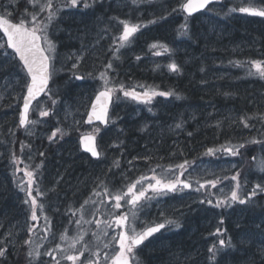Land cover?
<instances>
[{
    "label": "rangeland",
    "instance_id": "rangeland-1",
    "mask_svg": "<svg viewBox=\"0 0 264 264\" xmlns=\"http://www.w3.org/2000/svg\"><path fill=\"white\" fill-rule=\"evenodd\" d=\"M20 1L24 0H0V14L4 15L7 12L11 14L10 16L16 15L17 20L22 17L31 20L29 13L35 12L37 23L41 27L48 24V36L56 45V52L52 54L54 57L52 64L56 72L52 78L58 79L53 82L51 78L50 91L37 100L29 112V120L37 121V123L27 124L22 129L26 136L39 139L48 137V143L41 148L42 151H38V154L35 150H31L23 152L20 156H11L13 146L9 140L13 141L14 136L16 138L20 134L17 130L19 111L15 114V105L19 98L21 101L25 81L22 80L24 73L19 71L20 66L14 63V55L6 57L3 49H0V62H2L0 65L3 66L0 69V106L4 107L0 108V161H3L0 164V208L2 207L0 209V247L5 249V255L0 257L9 254L12 259L11 256L24 246L23 241L31 236V243L26 247L27 252L32 250L34 255L25 264H29V261L31 264H56L53 256L60 261V264H72L63 257L70 254L79 255L84 249L86 250L81 256L83 264H89V261L95 262L97 259L99 264H108L105 254L107 253L110 257L115 250H118V246L112 243L109 248L103 247L104 243H108L112 236L116 235L112 229H107L108 236L103 235L104 221L111 219L106 213L113 211L130 214L131 208L128 205L121 209L111 208V205L115 203L111 195L118 191H126L127 185L138 180L142 173L149 179L152 173L158 177L171 179L177 173L179 175L181 170L168 175L170 165H165L163 170L156 168L157 172L143 166L142 172L138 173L141 171L140 162L144 153L120 150L123 156L120 155L118 160H112L111 155L99 144L101 158L93 162L81 152L78 135H70L60 140L56 136L51 140L49 137L57 128H61L67 134L91 133L99 143L101 132L96 131L99 126H86L83 119L94 93L100 89L102 81L99 80V74L101 72L107 73L110 80L109 86L117 88L113 95L111 120L126 107L139 106L140 103L137 100L125 97L119 90V86L123 84L116 79L114 72L124 59L131 56L137 46H141L143 37H140V40L139 36L152 30L167 33V27H169L167 17L175 15L173 9H176L181 2L179 0H137V3L133 4L132 0H89L91 5L98 4V8L93 9L92 7L84 8L83 3L75 8L64 7L67 0H52L54 9L58 11L49 23L47 20L49 10L39 11V4L46 3V0H39L35 6L26 0L29 6L15 13ZM226 3L264 6V0H227ZM110 7L116 10L106 12ZM221 9H223L222 5L213 6L209 12ZM121 20L143 25L130 37V42L123 48H119L118 39H114L123 31ZM152 20H156V23H149ZM77 56L82 57L75 70L76 75L83 77L80 80L75 79L71 68ZM108 62L113 65L111 69L105 67ZM159 97L165 98L160 95ZM53 100L56 101L55 104ZM152 104L157 106L158 101H153ZM9 105L11 107H8ZM41 108L47 110L49 115L41 117L39 115ZM154 118L156 122L153 125L163 128L165 124L159 121L158 114H155ZM236 130L235 128L234 131ZM228 139L235 142L237 135H232ZM52 142L55 144L53 145ZM126 146L128 150L132 147L129 143ZM49 148L48 154H45L46 149ZM162 151L161 147L159 152ZM223 152L221 149L214 152L217 156L213 158L197 159L185 166L181 179L192 185L190 189L157 195L154 199L143 201L144 207L137 212V231L146 224H152L158 220L162 222L166 218L175 220L185 214L194 213L200 207L203 209L202 212L200 211L201 215L209 217L210 213L206 209H209L210 205L207 202L202 204L200 201H207L212 195H227L233 185V181L227 175L238 168L237 160L228 153L222 154ZM41 153L43 155H40ZM153 153L156 151L153 150ZM200 154L202 155V151ZM262 161H264V146L263 155L257 159L255 171L256 179L264 184ZM25 171L33 172L32 195L37 199L38 204L43 205V212L39 207L37 208L36 221L30 219L31 202L24 203V200L28 199L26 191L20 190L27 185L28 177L25 176ZM217 179L220 182L215 188L205 184L204 189L196 191L199 187L196 181L205 183ZM144 181L142 184L147 187L148 181ZM108 182L111 187H108ZM37 189L43 195L37 196ZM105 190L108 195L105 194ZM148 195H153L151 190ZM85 200L89 203L80 211ZM121 203L124 204V201ZM77 221L80 222L77 223ZM96 221H100L99 228ZM29 225H33L31 234L28 232ZM93 233L96 235L94 236ZM62 234L66 239H61ZM80 237L82 239H79ZM73 241H78L74 248L71 247ZM152 243L155 245L157 239L154 238ZM138 250L140 249L134 250V258L131 259L133 264ZM36 252L40 255H35ZM47 252H51V255H45ZM93 253L97 255L94 256ZM23 256L25 258V254ZM77 264H80V261H77Z\"/></svg>",
    "mask_w": 264,
    "mask_h": 264
},
{
    "label": "trees",
    "instance_id": "trees-1",
    "mask_svg": "<svg viewBox=\"0 0 264 264\" xmlns=\"http://www.w3.org/2000/svg\"><path fill=\"white\" fill-rule=\"evenodd\" d=\"M227 5L221 10L201 13L192 21L175 12L168 20L167 33L152 30L138 37H143L141 46L123 60L114 72L116 79L127 91L154 90L173 95L163 99L153 96L151 103L137 100L140 103L137 108L129 106L121 110L108 126L99 127V145L112 160L123 156L120 150L144 153L138 173L143 166L157 172L156 168L163 170L165 165H170L168 175H171L180 170L175 166L185 161L188 166L200 156H217L206 154L209 148L216 150L245 144L240 154L233 156L238 168L227 177L231 180L234 174L240 173L239 195L246 198L256 184H262L256 179L255 171L257 159L263 155L264 143L248 141L264 142V79L250 64L253 60L264 62V17L241 13L239 8L245 5ZM26 6H29L26 0L20 1L15 13ZM11 19L16 20V15ZM185 23L187 35H182L180 26ZM153 43L166 45L169 50L152 49ZM3 51L6 57L11 55L8 50ZM154 52L160 54L154 55ZM171 63H175L179 71H171L168 67ZM153 101H158V105L152 104ZM18 104L19 100L15 114ZM155 114L165 124L161 129L153 125ZM241 117H253L247 120L249 127H244ZM177 124L181 127L177 128ZM17 130L20 134L14 136L13 141L9 140L13 157L31 150L38 154L48 143V137L35 140L24 135L21 129ZM235 134L237 141L228 139ZM70 135L77 133L66 134L62 130L56 137L60 140ZM128 143L132 146L129 150ZM161 147L163 151L159 152ZM49 150L46 149L45 154ZM235 184L233 181L232 188ZM232 188L227 195L211 196L212 204L206 209L209 217L201 215L203 209L200 207L194 213L175 218L179 227L166 226L155 237V245L153 238L138 250L134 264H264V193L258 192L243 205L233 202L231 206L215 207L218 200L230 198ZM217 228L221 230L219 234ZM220 239H231L233 246L218 252L212 260L208 249L213 245L219 247ZM23 254L24 249H18L8 264H23Z\"/></svg>",
    "mask_w": 264,
    "mask_h": 264
},
{
    "label": "snow or ice",
    "instance_id": "snow-or-ice-1",
    "mask_svg": "<svg viewBox=\"0 0 264 264\" xmlns=\"http://www.w3.org/2000/svg\"><path fill=\"white\" fill-rule=\"evenodd\" d=\"M212 0H182V3L179 5L180 10H182L186 14L187 17H191L194 13L199 12L202 9H205L207 5H209ZM29 3L35 6L39 3V0H29ZM83 3L84 8L91 7V3L89 0H67L64 4V7H77L78 4ZM133 4L137 3V0H132ZM49 10V15L47 20L49 23L55 18L58 9H54L52 0H46V3L39 4V11L43 12L45 10ZM176 11V9H173ZM230 11H235V9H230ZM239 11L241 13H247L252 16L264 17V7L258 8L256 6H244L240 7ZM10 13H5L4 15H0V32L3 33V36L6 37V41L0 39V49H11L14 53L13 59L18 58L19 61V71L24 73V84L23 87L26 88V95L23 97V110L19 115V126L24 127L27 124H35L37 121L29 120L28 113L30 110V106L33 101L37 100V97L40 96L41 93L45 95L50 91L49 89V81L56 72L54 65L52 64V60L54 59L53 53L56 52L55 43L49 38L47 29L48 24H44L41 27L37 23V13H29L31 15V20H27L25 18H21L19 22H13L10 18H6V16H10ZM163 19V17H160ZM149 23H156V20L149 21ZM120 24L123 25V31L119 35V37L114 38L119 41V48H123L127 43L130 42V37H132L136 32L139 31L142 24H132L128 21L121 20ZM183 30L181 32L182 35H187V23L180 26ZM157 47L163 49L164 51H168L166 45L153 43L150 45V48L156 49ZM5 51V55H6ZM154 55H159V52H154ZM71 59V57H69ZM82 59L81 56L76 57V62H74L71 66L73 70V76L75 79L80 80L83 77L76 75V71L78 68V63ZM139 59V57H137ZM239 66V62H237ZM251 68L255 69V73L259 75L260 78L264 79V62L253 60L250 62ZM2 65H0V69H2ZM107 69H111L113 67L112 63L109 62L106 66ZM171 71H179L178 66L175 63H171L168 65ZM252 74L251 72L249 73ZM99 80L102 81L100 90H98L95 100L92 101L91 110L88 113V122L90 123L93 118L101 121L102 123L106 122V117L108 113L109 103L112 101L113 95L116 93L117 88L110 85V80L106 72H101L99 74ZM143 87V86H141ZM119 90L123 92L125 97H131L133 100H139L144 103H151L152 97L156 95L160 96H171L172 92H156L154 90H145L143 93H137L135 91H127L124 89L123 85L119 86ZM179 98V97H177ZM53 104L56 103L55 100L52 101ZM39 115L41 117H45L49 115V112L43 108L40 109ZM253 117H241L240 122L244 124V127H249L247 120L252 119ZM264 118V116H262ZM177 128H180L181 125L177 124ZM98 132L99 129H96ZM57 133L62 134V130L57 128L52 136L49 137L51 140ZM191 135V133H189ZM94 137L89 136L87 141L82 139V143L85 146L86 151L90 152L93 157H99L100 153L97 151L96 147L93 144ZM250 143H264L262 141H258L256 139H252L248 141ZM246 142V143H248ZM245 144L234 145L232 147H224L222 146V150L232 156H237L240 154V149L244 148ZM221 149H211L207 150L208 155L214 154V151H220ZM40 155H43L41 153ZM135 159V158H134ZM147 159V158H145ZM185 161L184 164L176 165V168H179L180 174L175 175L174 178L168 179L166 177H158L153 174L149 179L148 177L141 176L138 180L131 182L127 185L126 191H118L115 194L111 195V199L115 202L111 205L113 209H121L125 205L131 206L130 214L128 212L115 213L113 211H108L106 214L111 218L110 220H105L104 225L105 228L103 230V235L108 236L109 233L107 229H112L116 235L112 236L111 240L108 243H104V248H109L112 243H115L118 246V250L114 251L110 257L106 253L105 260L108 264H130V259L134 258V250H136L145 240L149 237H152L155 233L161 231L166 226H176L179 227V224L174 219H164L163 222L146 224L142 229L137 231L136 221L138 220L137 212L141 211L144 207L143 201L154 199L157 195H164L166 193H172L177 191H183L184 189H190L192 185L186 181L182 180L181 176L184 174ZM118 166V164L116 165ZM39 167V166H37ZM261 170L264 171V161L261 162ZM155 172V170H152ZM25 176L28 177L26 187H21V191H26L28 199L24 200L25 204L31 202V216L30 219L32 221H36L38 219L37 216V208L39 207L41 212H43V205L38 204L37 199L32 195L33 192V172L25 171ZM240 173L237 172L231 177L232 181H235L236 184L231 190L230 198H226L225 200H218L215 207H220L221 205L227 204V206H231L233 202H238L243 205L248 203L252 197L256 196L258 192L264 193V184H256L251 193L246 198H241L239 195V189L241 187L239 183ZM147 180V187H145L141 181ZM154 181V183L152 182ZM220 181L217 180H209L205 183H200L196 181L199 187L196 191L205 188V184L210 185L215 188L217 183ZM149 190L152 192V196L148 195ZM98 195V193H95ZM105 194L108 195L107 190H105ZM36 195H43L38 189L36 190ZM124 201V204L121 202ZM207 202L209 205L212 204V201L209 199L207 201L201 200L200 203ZM89 201L85 200L84 204L81 205L80 211L84 209V205L88 204ZM47 219V218H45ZM80 221H77L79 223ZM223 223V221H221ZM97 227H100V221H96ZM33 231V225L28 226V232L31 234ZM220 229H216V233H220ZM95 236L96 234L93 233ZM99 238V237H97ZM61 239H66V237L62 234ZM79 239H82L80 237ZM78 241H73L71 247H75V244ZM24 244L29 245L31 243V236L29 239L23 241ZM232 241L220 239L219 247L213 245L208 249V252L211 254L210 259L215 260L217 257V253L224 250L225 248H231ZM59 248V245H57ZM86 249L82 250L79 255H66L63 259L67 261H71L72 264H77V261H80V264H83L81 261V256ZM262 254H264V250H262ZM5 255V249L0 247V256ZM26 255L28 257H32L34 255L32 250H29ZM35 255H40L39 252H36ZM45 255H51V252L45 253ZM94 256L97 253H93ZM53 259L56 258L53 256ZM31 264V261H29ZM56 264H60L59 260H56ZM89 264H99V260L97 259L95 262L89 261Z\"/></svg>",
    "mask_w": 264,
    "mask_h": 264
},
{
    "label": "water",
    "instance_id": "water-1",
    "mask_svg": "<svg viewBox=\"0 0 264 264\" xmlns=\"http://www.w3.org/2000/svg\"><path fill=\"white\" fill-rule=\"evenodd\" d=\"M220 2H222V0H212V2L210 3V4H212V3H220ZM208 6V5H207ZM206 6V7H207ZM202 10H204V9H202ZM202 10H200V11H202ZM199 11V12H200ZM195 14V13H194ZM193 14V15H194ZM2 33V32H1ZM3 34V33H2ZM5 38V41H6V37H4ZM11 50V49H10ZM18 59V58H17ZM43 93H41L40 94V96L42 95ZM97 94V93H96ZM25 95H26V91H25ZM39 96V97H40ZM96 96V95H95ZM95 96L93 97V99H92V101H94L95 100ZM39 97H37V99L39 98ZM92 101H91V103H90V106H89V109H88V111H87V114H86V116H85V118H84V123L85 124H87V125H90V124H94V123H99V124H101L102 126H105L106 124H107V121H108V114H109V110H110V106H111V102L109 103V106H108V113H107V117H106V122H104V123H102L101 121H99V120H96L95 118H93L92 119V121L89 123L88 122V113L90 112V110H91V105H92ZM23 100H22V105H21V107H20V111H22L23 110ZM34 102V101H33ZM33 102H32V104H33ZM31 107V106H30ZM89 136H91V135H89V134H83V135H81L80 137H79V144H80V147H81V149L84 151V152H86V153H88L93 159H98L97 157H93L92 156V154L90 153V152H88V151H86V149H85V146H84V144L81 142L82 141V139L83 140H85V141H87V138L89 137ZM93 144H94V146L96 147V149H97V151H98V148H97V145H96V140H95V138H94V140H93ZM99 152V151H98ZM150 238V237H149ZM146 241V240H145Z\"/></svg>",
    "mask_w": 264,
    "mask_h": 264
},
{
    "label": "bare ground",
    "instance_id": "bare-ground-1",
    "mask_svg": "<svg viewBox=\"0 0 264 264\" xmlns=\"http://www.w3.org/2000/svg\"><path fill=\"white\" fill-rule=\"evenodd\" d=\"M80 32V31H79ZM86 40V39H85Z\"/></svg>",
    "mask_w": 264,
    "mask_h": 264
}]
</instances>
